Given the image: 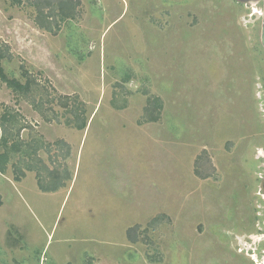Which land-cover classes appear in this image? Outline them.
<instances>
[{
	"label": "rangeland",
	"instance_id": "374dc122",
	"mask_svg": "<svg viewBox=\"0 0 264 264\" xmlns=\"http://www.w3.org/2000/svg\"><path fill=\"white\" fill-rule=\"evenodd\" d=\"M262 16V0H0L3 68L31 84L0 80V153L3 136L21 149L0 173V264H255ZM35 150L70 172L57 191L16 181L33 165L47 184Z\"/></svg>",
	"mask_w": 264,
	"mask_h": 264
},
{
	"label": "trees",
	"instance_id": "16d2710c",
	"mask_svg": "<svg viewBox=\"0 0 264 264\" xmlns=\"http://www.w3.org/2000/svg\"><path fill=\"white\" fill-rule=\"evenodd\" d=\"M18 2H20V0H18ZM41 27V25H40ZM44 27V26H42ZM45 28V27H44ZM5 59V54L3 52V50L0 48V80L4 83L7 84V86L12 89L14 91V93H16L18 96L21 97H25L26 94L29 93L30 88H31V84L30 82H26V84H22L17 80L14 79H10L8 78V76L5 73V70L3 68V60ZM77 111L76 113L74 112V121L75 123V128L77 130H84L87 127V119L84 116V111ZM8 119L7 113H4L1 117V121H2V127L4 132L7 131L6 128V121ZM150 122H157L158 121V115H154V117H151ZM72 123V122H69ZM19 135V132H18ZM11 140L10 136H3V138L1 139V147H2V152L0 153V173L4 174L7 170L8 164L10 162L11 159V155L13 153H18L21 151V149L16 145V144H9V141ZM26 155L29 156V158H33L34 156L37 157V151L35 150V152L33 153H29V152H25ZM70 156V150L68 148L67 154H66V158H68ZM40 163H42V165L46 168V172H48V182L47 184H44L41 180L40 177V173L41 171H39L37 166H33V165H27L24 169L18 168L17 166H15L14 168V172H15V179L16 181H21L22 178L25 177L26 175V171L28 172H36L37 174V179H38V185L40 187V189L43 192H55L58 189H60L61 187H63L65 185V181L70 179V172L66 171V178L62 180L61 178V174L58 172H54L51 170H48V168L43 164V161L37 157ZM25 170V171H24ZM196 175L199 176L200 178L204 179L207 176H201L200 174V170L198 168H196ZM0 205H1V201H0Z\"/></svg>",
	"mask_w": 264,
	"mask_h": 264
},
{
	"label": "flooded vegetation",
	"instance_id": "af4514ba",
	"mask_svg": "<svg viewBox=\"0 0 264 264\" xmlns=\"http://www.w3.org/2000/svg\"><path fill=\"white\" fill-rule=\"evenodd\" d=\"M256 202L254 219L247 227L246 247L255 264H264V179L260 180V190L254 196ZM259 209V210H257ZM253 264V263H252Z\"/></svg>",
	"mask_w": 264,
	"mask_h": 264
},
{
	"label": "water",
	"instance_id": "95a60500",
	"mask_svg": "<svg viewBox=\"0 0 264 264\" xmlns=\"http://www.w3.org/2000/svg\"><path fill=\"white\" fill-rule=\"evenodd\" d=\"M263 1V18H262V36H261V39H262V44L264 46V0Z\"/></svg>",
	"mask_w": 264,
	"mask_h": 264
}]
</instances>
